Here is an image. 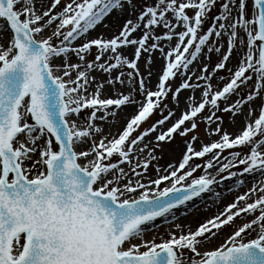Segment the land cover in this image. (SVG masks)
<instances>
[{
	"label": "snow or ice",
	"instance_id": "obj_1",
	"mask_svg": "<svg viewBox=\"0 0 264 264\" xmlns=\"http://www.w3.org/2000/svg\"><path fill=\"white\" fill-rule=\"evenodd\" d=\"M216 2L154 0L135 20H126L111 38L100 36L73 45L112 11H123L126 4L131 8L133 0H69L60 11H53L59 0H51L47 8L39 0L43 10L37 8V0H0V19L4 21L0 33L11 32L0 44V264H264V0H253L250 16L246 0H222L219 13L201 31ZM188 9L194 10L192 15ZM53 25L54 30L42 37ZM141 25L142 34L133 36ZM159 25L165 29L162 34L154 31ZM178 27L182 30L175 31ZM173 37L174 46L169 43L165 51L159 42H171ZM223 37L227 38V51L211 72L207 63L200 75L190 71L198 56L208 59V53L221 51ZM93 46L97 49L94 60L86 61ZM128 46L134 48L132 58L120 52ZM234 48L242 53L238 66L234 71L228 69L227 82L213 90L209 77L226 67ZM156 49L166 64L153 91L146 87L138 59ZM69 53L79 62L70 63ZM57 60L62 62L54 63ZM147 63H151V55ZM125 67L129 70L119 71ZM91 70H117L118 74L97 83ZM177 75L181 82L172 89L166 82ZM193 76L205 81L200 101L187 97V110L161 131L175 115L165 106L161 111L166 114L135 134L169 92L178 100L181 90L200 88L199 83H190ZM105 83L113 88L118 83L129 90L102 98ZM241 86L250 89L246 95H241ZM233 94L237 99L227 103ZM221 99L226 102L223 109ZM254 99H260L261 105L253 120ZM245 103L249 109L242 131L234 137L221 132L216 111L236 115ZM129 104H137L138 111L118 135H100L102 128L95 121L114 117ZM206 107L210 114L203 119L208 125L216 123L209 132L219 139L196 150L198 137L191 136L176 164H170L164 174L157 168L155 179L142 182L150 161L156 159L145 138L158 133L154 139L159 147L175 134L186 136L198 127L196 118ZM82 110L85 117L78 124ZM241 146L249 150L243 154L230 151V159L220 163L224 150ZM145 149L147 157L143 156ZM114 156L118 159L113 160ZM206 156L210 158L203 168L219 163L218 173H227L219 179L233 178L235 187L249 182L243 174L254 173L259 178L194 231L174 224L179 234L171 231L159 243L155 237L145 239L157 218L173 215L177 206L213 192L218 183L215 175L205 171L192 178L201 168V164L191 163L193 157ZM124 163L129 165L127 170L121 166ZM236 165L242 166L239 173L229 170ZM164 181L170 186L160 189ZM137 190L139 196L130 198ZM241 214L243 222L223 243L200 251L222 226L235 225L234 218Z\"/></svg>",
	"mask_w": 264,
	"mask_h": 264
},
{
	"label": "bare ground",
	"instance_id": "obj_2",
	"mask_svg": "<svg viewBox=\"0 0 264 264\" xmlns=\"http://www.w3.org/2000/svg\"><path fill=\"white\" fill-rule=\"evenodd\" d=\"M68 2L69 0L64 1V2L59 0L58 7L54 9L53 11H60ZM140 2L141 0H133V6L131 8L126 4L123 8V11H119V10L112 11L102 20V22L98 23L93 29L89 30V32L86 34L85 37L78 38L76 41H74L73 45H79V44L84 43L86 39L98 38L100 36H103L104 38H111L113 35L117 34L120 31V29L122 28L126 20L128 19L135 20L137 18L136 16V12L138 9L137 6L138 4H140ZM50 3H51V0H44L43 8H47L48 6H50ZM153 3H154V0H145L143 4V8L146 5H150ZM36 6L39 10H43V8H41L39 0H37ZM189 10H192V9H189ZM54 27L55 25H53L52 28L45 29L41 33V36L42 37L48 36L51 33V31L54 30ZM156 29H157L156 34H162L165 31L162 25H159V28H156ZM180 30H182L180 27L175 29V31H180ZM142 31H143V26L141 25V28L138 29L136 32H134L132 35L135 37H139L142 34ZM223 39L224 37L222 38V40ZM175 42H176V39L175 37H173L171 42L162 40L159 43L165 48V51H167L169 43H171V45L174 46ZM224 48H226V50L224 51H227V46H225ZM120 52L122 55H127L129 58H132L134 55V48L132 46H128L126 48H121ZM223 53L224 52H221V51L219 53L212 51L208 53V59H205V56L203 54L198 56L197 60L194 61L193 64L190 66V71L195 72V75H200V69L202 65L204 63H207L209 65L208 72H211L210 70L211 66L213 67L217 62H219ZM232 54L234 55L230 56L229 60L226 62V67L224 69L218 70L216 73H213L211 77H209L208 82L212 84L213 90H215L217 86H220L219 88H221L223 84L227 82L228 69H234L235 65L239 63V57L240 55H242V53L239 52L238 49L234 48L231 55ZM149 55H151L150 64L147 63ZM141 56L142 58L140 57L141 59L139 63V72L141 76L145 78L146 80V87L152 90L153 86L158 84V78L156 77V75L158 74L159 71L160 72L162 71L163 67L166 64V60L164 59V55L159 51V49L152 50L151 53H148V56L146 55V53H142ZM211 56H213L212 62L210 61ZM94 57L95 55H93V57L90 60H94ZM85 59L87 61L88 55L85 57ZM61 62H62L61 60L54 61V63H61ZM69 62L71 63V62H79V61L75 54L69 53ZM125 68L120 69L119 71H124ZM149 72H151L150 76L148 75ZM90 74L91 76L96 78V82L98 83V82L106 80L109 75H111L112 77H115L118 74V71L114 70L111 73H104L99 70H91ZM205 75H207V73H205ZM220 77H225V79L221 80ZM254 79L255 77L253 76V81ZM171 80L172 78H170L169 81L166 82L170 86H172L170 83ZM180 82H181V79H178L177 84H175L174 86L177 87ZM190 83H194V84L199 83L201 87L196 88V89L181 90L178 96V100L173 99V98L170 100V102L166 105L167 110L174 111L175 115L163 125L162 129H159V130L162 131L166 129L167 127H169L171 123H173L175 119L179 117L182 110L184 108L186 109L188 108V102L186 99L187 97L192 96L194 101H196L199 97L202 98L201 91H202V88L204 87L205 81L203 80L196 81L195 76H193L192 79L190 80ZM249 83L251 84L252 81H249ZM128 90L129 88L127 86H122L118 83L115 84L114 88L113 86L105 83L101 90V95H102V98H108V97H111V95H113L114 91H118V92H122L126 94ZM249 90L250 89L245 88L244 86H241L240 93L243 96V95H246ZM89 91H93V89H89ZM135 99L138 101L141 99L139 92L136 93ZM236 99H237V96L233 94L228 97L227 103H232ZM260 105H261L260 99H254L251 102V107L254 109L251 119L254 120L256 118V114L259 112L258 109ZM248 109H249V105L245 103L242 105V112H239L236 115H233L231 112H228L227 122L225 123V125H223V121H220L221 132L227 131L233 137L239 134L242 131L243 127L245 126V120L247 117ZM88 111L90 112V110ZM137 111H138L137 104H129L127 106H122L119 110H117L116 115L114 117H108L103 122L99 120L95 121V123H97L102 128V133L100 135H104V134H110V136L118 135V133L123 129V127L126 126L127 119L131 118V116L134 115ZM82 112L84 111L82 110ZM162 113L166 114V111ZM218 114H219V111L216 112L217 116ZM84 117H85V112H84V116H81V120L77 121V123L78 124L81 123ZM213 125L214 123L211 124L210 128H213ZM157 134L158 133L156 132L150 133L144 140V143L147 144L148 147L151 149H156V146H155L156 142H155L154 137ZM100 135H97L95 137L97 142L100 139ZM206 135H207L206 142L207 140H210V139H214L211 141H215L219 139L218 134H211L209 130ZM172 139H174V136ZM171 144L173 143L171 142ZM84 147H87V145H81V148H84ZM195 149L198 150V148H195ZM184 151H185V146L183 144H180V143L174 144L169 149L168 153L165 154V156H164V153H162L163 160L161 161H163V164L154 165V167H151V170L149 172L151 174L156 173L157 175L158 174L156 171L157 168L163 171L167 169L170 164H176L182 158ZM143 156L145 157V153H143ZM223 157L224 158L220 159V163H224L227 161V159H230L229 155H226ZM209 158L210 156H206L205 162ZM89 159H91V157H89ZM79 162L81 164L85 163L83 159L80 160ZM121 166L125 170H127L129 167L127 163H124ZM219 166H220L219 163L214 161L213 167L211 169H204L201 171L203 172L202 174H204V172L207 171L210 174L216 176L218 183L216 186H214L213 192H207V193L201 194V196L198 198H195L193 202H188L185 205L177 206V208L173 211L175 220H173V215H170L165 218H158L154 222L156 226L154 228L150 227L149 230L146 232L145 239H152L153 237H155L156 242L159 243L161 238L163 239L169 238V233L171 231H177V233L179 234V231L173 227L174 224L181 225L182 228L185 230L191 229L194 231L200 223H203L205 220L223 211L222 206L225 204L226 201L230 199L234 200L235 196L239 195L240 193H243L244 191H246L247 188L252 186L253 180L259 178L254 173L250 175L243 174L245 176V179H247L249 182L243 186L235 187L234 182H232L231 180L221 181L219 179V177L221 176L220 175L221 173H218ZM138 171H143V169H138ZM149 172L147 173L146 171L145 180H143L142 182H146L148 178H151V179L156 178V177L153 178L152 177L153 175H151ZM187 182L190 183V181H187ZM166 186H170L169 181L162 182L158 187L160 189H163ZM230 188L233 190L229 191ZM139 194H140V190H137L136 193L131 194V197L137 196ZM204 216H208V217L205 220L203 219L200 223H197V224L195 223L198 218L200 217L203 218ZM234 219H235V225L229 224L228 226H222L221 229L218 231V233L214 237H210L209 241L201 246L200 251L210 250L212 248L217 247L219 244L223 243L224 239L228 235H230L231 232L234 230V227L243 222L244 220L243 214H241L240 218H234ZM248 219H251V217L249 216Z\"/></svg>",
	"mask_w": 264,
	"mask_h": 264
},
{
	"label": "rangeland",
	"instance_id": "obj_3",
	"mask_svg": "<svg viewBox=\"0 0 264 264\" xmlns=\"http://www.w3.org/2000/svg\"><path fill=\"white\" fill-rule=\"evenodd\" d=\"M61 1L64 2V1H67V0H61ZM144 2H145V0H141L140 4H138V6H137L138 9H137V12H136V16H138L139 12L143 10V4H144ZM237 2H238V0H237ZM221 3H222V0H217L215 7H213V9L210 11V13H209V17H208V19L205 21L204 26H203V28L201 29V31L206 30L207 27L211 24V18H212L213 16H216V15L219 13ZM252 4H253V0H246V8H247V15H248V16L251 15V12H252ZM187 11H188V14H189V15L193 14L192 12H194V10H189V9H188ZM156 28H159V26H156V27H155V29H154L155 33H156V31H157ZM148 43L150 44V43H152V41L149 40ZM225 43H226V45H225ZM225 46H227V38H226V37H224V39H223V44H222V46H221V52H225V51H224V50H226V48H224ZM96 53H97V49H96V47L94 46V47L91 48V50H90L89 53L87 54V55H88V59H87V60H90V59L93 57V55H96ZM87 55H86V56H87ZM144 55H145V54H144ZM146 55L148 56V53H146ZM233 55H234V54H232L231 56H233ZM141 58H142V56H141ZM141 58L138 59V68H139V63H140V59H141ZM102 59H103V58H102ZM210 61H211V62L213 61V56H211ZM237 66H238V64L235 65L234 69H232V70H235V68H236ZM211 69H212V66H211L210 70H211ZM128 70H129V69L125 68V69H124V72H126V71H128ZM224 73H225V72H224ZM161 74H162V71H161V72L159 71L158 74L156 75V77L158 78L159 75H161ZM227 75H228V74H227ZM178 79H181V77H180L179 75H177L175 78H172V80L170 81V83H171V85H172V86H171L172 89H175V86H174V85L177 84V80H178ZM175 81H176V83H175ZM219 87H220V86H217V87L215 88V90H218ZM152 90H153V91L156 90V85L153 86ZM109 96H110V95H109ZM111 96H112V95H111ZM154 99H155V98H154ZM171 99H172V92H169L168 95H167V97L161 102V104H160V108L155 109V110L153 111V113L150 114V117H149L145 122H142L140 128L137 129V132H136L135 134H139V131H142L144 128H147V127L151 126V124H153V123L155 122V120L161 118V116L165 114V113H162L161 109H163V108H164V107L170 102ZM200 99H201V98L199 97L195 102L198 103V102L200 101ZM225 103H226V102H225L223 99H221V100L219 101V107H220L221 109H223V108L225 107ZM137 106H138V105H137ZM135 109H136V108H135ZM185 110H187V109L184 108L182 111H185ZM134 111H135V110H134ZM134 111H133V112H134ZM218 111H219V110H217L216 112H218ZM227 113H228V112H225V111H219L218 116L221 117V121H223V125H225V123L227 122ZM209 114H210V111H209V109L206 107V109L202 112V114H199L198 117L196 118V123H197L198 127H197L193 132L188 133L186 136H180L179 134H175V135H174V139H171L170 141L163 142V143L160 144L159 147H156V149H153V152H154V155H155L156 159H155V160H152V161L149 163V167H148V169H147V173L151 170V167H154V165H161V164H163V161H161V160H163V158H162V153H164V156H165V154L168 153L169 149H170L174 144L180 143V144H183V145L185 146L186 142L190 140L191 136L195 135V136L198 137V139H197V141L194 142V147H195V148H198V150H199V148L201 147V145L206 144V143H209L211 140H214V139H210V140H207V142H206V139H207V138H206V137H207L206 134H207V132H208V130H209V128H210L211 125H208V124L206 123V121H204L203 117L208 116ZM80 115H81V116H84V112H82ZM258 115H259V112L256 114V117H257ZM185 126H189V125L186 123ZM215 127H216V123H214V125H213V128H215ZM171 142H172L173 144H171ZM203 142H204V143H203ZM248 150H249V149H248L247 147H244V146H241V147H238V148H233V149H230V150H224V152L222 153V156H221L220 159L224 158L223 156L228 155V153H229L230 151H238V152H241V153L243 154L244 152H247ZM147 152H148L147 149H145V151H144V153H145V157H147V155H148ZM182 153H183V152H182ZM160 158H162V159H160ZM112 159H113V160H116V159H118V157L114 156ZM205 159H206V157H204V158H196V157H193L191 163H192L193 165H195V164H201V168H200V169H197L194 173H192V178H196V177H198L199 175H201V174L203 173V172H201V171L204 170V168H203V164H204V162H205ZM241 167H242V166H240V165H236L234 168L229 169V170H230V171H237V172L239 173V170H240ZM149 173H150V172H149ZM150 174H151V173H150ZM159 174H164V172L161 171V173H159ZM151 175H153V176H152L153 178H155V177L157 176L156 173H155V174L153 173V174H151ZM220 175L226 176L227 173H226V172H223V173H221ZM226 180H231L232 182H234V181H233V178H228V179H226ZM187 181H190V182H191V179H188ZM187 181H186V182H187ZM232 200H233V199H230V200L226 201L225 204L222 206V209L226 206V204H228V203L231 202ZM220 211H221V210H220ZM207 217H208V216H204L203 218L200 217V218H198V219L196 220L195 223H196V224H197V223H200L203 219L205 220ZM252 235H255V233H253ZM249 238H252V237H249ZM159 242H160V241H159ZM188 255L191 256L192 254H191L190 252H188Z\"/></svg>",
	"mask_w": 264,
	"mask_h": 264
},
{
	"label": "water",
	"instance_id": "obj_4",
	"mask_svg": "<svg viewBox=\"0 0 264 264\" xmlns=\"http://www.w3.org/2000/svg\"><path fill=\"white\" fill-rule=\"evenodd\" d=\"M3 24H4V21L2 19H0V25H3ZM10 36H11V32L8 30H5V31H3V33H0V44L5 43L6 39L9 38ZM33 159H36V157L34 156ZM137 196H139V195H137ZM130 198H135V196L130 197Z\"/></svg>",
	"mask_w": 264,
	"mask_h": 264
}]
</instances>
